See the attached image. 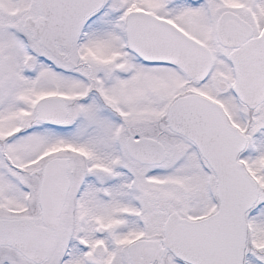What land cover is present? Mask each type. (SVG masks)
<instances>
[{"label": "snow or ice", "instance_id": "snow-or-ice-1", "mask_svg": "<svg viewBox=\"0 0 264 264\" xmlns=\"http://www.w3.org/2000/svg\"><path fill=\"white\" fill-rule=\"evenodd\" d=\"M0 264H264V0H0Z\"/></svg>", "mask_w": 264, "mask_h": 264}]
</instances>
